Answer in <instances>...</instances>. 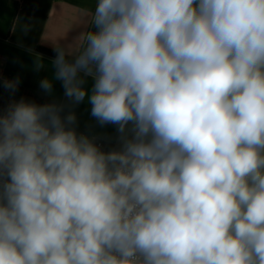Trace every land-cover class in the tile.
Here are the masks:
<instances>
[{
    "label": "clouds",
    "instance_id": "obj_1",
    "mask_svg": "<svg viewBox=\"0 0 264 264\" xmlns=\"http://www.w3.org/2000/svg\"><path fill=\"white\" fill-rule=\"evenodd\" d=\"M53 51L64 102L0 107V264H264V0H95Z\"/></svg>",
    "mask_w": 264,
    "mask_h": 264
},
{
    "label": "crops",
    "instance_id": "obj_2",
    "mask_svg": "<svg viewBox=\"0 0 264 264\" xmlns=\"http://www.w3.org/2000/svg\"><path fill=\"white\" fill-rule=\"evenodd\" d=\"M95 0H0V107L24 97L37 103L64 102L60 82L54 83L53 94H45L39 82L52 78L51 60L40 48L53 51L57 44L72 40L85 25L94 9ZM54 52V51H53ZM42 58L45 68L36 71L34 63ZM19 77L15 95L2 86L5 80ZM78 131L100 136L104 149L116 147L113 125L100 128L84 103L75 109Z\"/></svg>",
    "mask_w": 264,
    "mask_h": 264
},
{
    "label": "trees",
    "instance_id": "obj_3",
    "mask_svg": "<svg viewBox=\"0 0 264 264\" xmlns=\"http://www.w3.org/2000/svg\"><path fill=\"white\" fill-rule=\"evenodd\" d=\"M40 50H41L43 53H45V54H47V55H49V56H51V57L54 58V52H53V51L48 50V49H45V48H40Z\"/></svg>",
    "mask_w": 264,
    "mask_h": 264
},
{
    "label": "built area",
    "instance_id": "obj_4",
    "mask_svg": "<svg viewBox=\"0 0 264 264\" xmlns=\"http://www.w3.org/2000/svg\"><path fill=\"white\" fill-rule=\"evenodd\" d=\"M99 143L103 146V148H104V145H103V143L101 142V141H99Z\"/></svg>",
    "mask_w": 264,
    "mask_h": 264
}]
</instances>
